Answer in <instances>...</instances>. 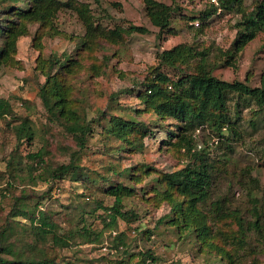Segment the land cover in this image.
<instances>
[{
	"label": "rangeland",
	"instance_id": "1",
	"mask_svg": "<svg viewBox=\"0 0 264 264\" xmlns=\"http://www.w3.org/2000/svg\"><path fill=\"white\" fill-rule=\"evenodd\" d=\"M60 1L63 6L49 22L28 24L26 33L17 39L12 62L0 68V98L8 99L12 105V112L0 117V229L12 226L13 237L21 239L22 244L34 242L28 218L12 216L24 202L25 209L37 213L38 205L51 216L58 225V235L73 232L68 246L56 245L50 238L37 243L36 252H44L57 263L264 264V240L258 232L248 229L254 209H264V109L229 94L228 115L236 137L232 138L226 129L220 137L207 126L194 131L213 164L210 196L199 205L212 228L207 242L213 249H208L198 240L193 242L192 233H184L169 222L170 198L180 197L176 193L168 197L157 178L192 163L193 157L164 144L166 134L161 126H170L171 120L147 111L139 96L145 89L144 82L156 72L175 78L181 71L192 69L191 65L171 68L159 63V52L180 43L205 48L212 73L219 79L259 85L264 69V31L248 42L236 56L235 65L229 66L224 52L230 48L242 15L218 9L201 21V12L217 0H159L175 7L170 27L164 31L150 22L142 0ZM258 1L240 0L242 10L250 11ZM10 3L4 0L1 5ZM89 15L95 28L143 26L146 31H133L116 41L96 34L89 48L79 50L87 37L85 16ZM65 57L68 62L76 58L69 72L58 70L57 64L50 72L68 88L70 107L81 118L92 120V134L78 160L87 176L77 183L68 179L43 180L47 176L44 169L68 162L70 153L78 150L63 125L51 119L39 94L40 87L46 84L49 64ZM111 116L147 126L150 131L142 139L144 146L140 150L122 146L120 139L104 132L103 126ZM24 118L32 122L35 135L30 145L23 141L18 146L14 126ZM127 136L131 139L133 134ZM135 137L140 140L139 134ZM37 151L43 153L45 164L32 170L30 165L36 162L27 153ZM14 156L19 163L13 168L10 162ZM122 170H129L130 175L122 174ZM105 178L132 186L133 191L123 199V210H132L134 219L117 216L114 223L105 224L103 220L110 221L108 214L114 204V197L105 189ZM217 202L234 215H217ZM83 225L99 236H81L77 230ZM120 235L127 254L118 240ZM27 246L24 248L28 251ZM147 250L155 260L142 261L140 253Z\"/></svg>",
	"mask_w": 264,
	"mask_h": 264
},
{
	"label": "trees",
	"instance_id": "2",
	"mask_svg": "<svg viewBox=\"0 0 264 264\" xmlns=\"http://www.w3.org/2000/svg\"><path fill=\"white\" fill-rule=\"evenodd\" d=\"M4 0H0V5ZM11 3L0 7V68L12 62L16 52V42L18 37L24 35L27 26L31 22H49L58 9L63 6L60 0H8ZM143 7L150 22L159 28L160 31L169 29L171 17L175 7L159 0H142ZM217 3H210L203 12L200 20L206 21L211 15L217 13L218 9L227 11H238L241 13V19L236 23V34L228 48L224 52L225 62L229 66L235 65L236 56L253 40L256 35L264 31V0H259L253 9L248 12L242 10L240 0H217ZM23 4V7L18 4ZM67 4V3H66ZM83 11V10H82ZM87 22V37L81 41L79 50L89 48L94 42L96 34L116 41L121 39L124 34H130L133 31L144 32L143 26H130L127 29L116 28L112 30L95 28L91 16H85ZM97 31V32H96ZM111 35L112 37H107ZM159 63L171 68H177L180 65H191L192 69L188 72L181 71L177 77L172 78L163 72H156L152 78L144 82L145 89L139 93L141 102L145 105L147 111L152 112L157 117L165 120L170 119L169 124L161 126L164 128L166 138L164 144L176 147L182 154L193 157V162L172 172H164L157 178L167 190L168 197L176 193L180 199L170 198L172 216L169 222L176 225L184 233H192L193 242L198 240L201 246L213 249V245L207 242L211 235V226L205 219L201 207L210 196L211 185L213 182V164L210 162L208 150L202 146L198 148V143L194 131L199 127H209L220 137L222 130H228V134L236 137V129L229 120L228 115V95L236 94L254 103L257 108L264 109V69L260 75L259 85L251 86L246 81L232 80L227 81L216 77L213 71V65L208 60V52L205 48L198 49L194 44L180 43L171 48L164 49L158 53ZM76 58L55 59L49 64V70L45 72L46 84L40 87V97L43 106L54 121L61 123L65 131L73 137L78 150L70 153L68 162L60 163L54 167L44 169L47 176L43 180H62L68 179L77 183L83 180L87 174L84 168L78 163L79 152L82 151L87 143L88 137L92 134V120L87 121L78 116L76 110L71 108L69 102L68 88L57 82L55 74H51V67L57 64V69L68 71ZM130 89L126 90V92ZM12 112V105L6 98H0V117H5ZM95 121V120H94ZM133 120H123L118 116H111L103 126L104 132L114 135L120 139L121 145H128L135 150H140L143 146V138L150 131L143 123L134 125ZM171 123H174L175 130L172 131ZM14 134L18 146L26 141L31 144L35 132L33 124L28 119H22L14 126ZM128 134H133L131 139ZM139 134V138L135 135ZM228 140L227 138H225ZM123 141V143H122ZM125 147V146H124ZM27 157L36 162L30 165L31 169L42 167L45 164L44 155L41 151L28 152ZM11 166L16 167L19 160L15 156L11 159ZM118 173H120L118 171ZM122 174L130 175L129 170H122ZM108 194L114 197V204L110 208V221L105 224L111 225L116 217L134 219L135 214L132 210H123V199L133 191L132 186L121 182H113L108 178L104 180ZM24 202H20L17 210L12 212V216L23 215L31 222L30 235L34 236V242L27 244L20 242L21 239L13 237V227L5 226L0 229V264H75L71 261L59 262L40 251H37V243H45L49 238L59 246H68V238L73 234L58 235L56 228L58 225L47 215L40 206L37 205L38 212L24 208ZM215 213L222 216L234 215L232 212L223 210L224 205L215 204ZM254 219L248 222V229L258 232L264 240V209H254ZM237 218V216H236ZM237 219H240L239 217ZM242 229V224L239 221ZM24 231V229H22ZM88 239L92 236H99L93 231L88 230L83 225L77 230V233ZM123 245L124 253L127 254L122 235L118 237ZM20 242V244H19ZM28 245V251L24 248ZM142 261L146 258L155 260L148 250L140 253Z\"/></svg>",
	"mask_w": 264,
	"mask_h": 264
},
{
	"label": "built area",
	"instance_id": "3",
	"mask_svg": "<svg viewBox=\"0 0 264 264\" xmlns=\"http://www.w3.org/2000/svg\"><path fill=\"white\" fill-rule=\"evenodd\" d=\"M212 1H215V0H212ZM201 146V144L200 143H198V148Z\"/></svg>",
	"mask_w": 264,
	"mask_h": 264
}]
</instances>
